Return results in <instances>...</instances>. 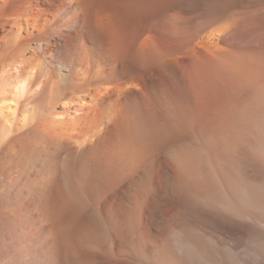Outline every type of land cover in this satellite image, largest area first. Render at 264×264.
<instances>
[{"label":"bare ground","instance_id":"bare-ground-1","mask_svg":"<svg viewBox=\"0 0 264 264\" xmlns=\"http://www.w3.org/2000/svg\"><path fill=\"white\" fill-rule=\"evenodd\" d=\"M183 4L0 0V264H264V6Z\"/></svg>","mask_w":264,"mask_h":264},{"label":"rangeland","instance_id":"rangeland-1","mask_svg":"<svg viewBox=\"0 0 264 264\" xmlns=\"http://www.w3.org/2000/svg\"><path fill=\"white\" fill-rule=\"evenodd\" d=\"M184 1L187 3H185ZM246 1L247 0H183V3L187 4L185 6H206L207 10L210 12H212L215 9L216 10V11L214 10L215 14L221 13V15H219L220 17L223 14L222 18L223 17L224 18L222 20V24L227 25V23L229 21L232 24V22L237 20L238 17H240L241 14H243V13H244L243 15H246V14L251 15L255 9V8H253L255 5L256 6H259V5L264 6V0H251V1L248 0L247 2ZM259 3H261L262 5ZM184 4H183V6H184ZM208 8H210V10ZM225 20H227V22H225ZM232 20H234V21H232Z\"/></svg>","mask_w":264,"mask_h":264}]
</instances>
